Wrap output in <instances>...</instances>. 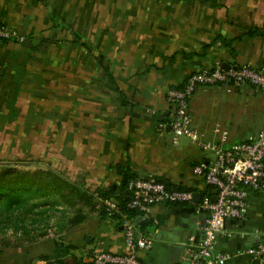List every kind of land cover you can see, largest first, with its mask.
Segmentation results:
<instances>
[{
  "label": "crops",
  "instance_id": "0c3cea01",
  "mask_svg": "<svg viewBox=\"0 0 264 264\" xmlns=\"http://www.w3.org/2000/svg\"><path fill=\"white\" fill-rule=\"evenodd\" d=\"M85 1L0 0V21L25 37L22 44L0 41V130L6 114L19 120L45 114L48 106V167L82 188L115 189L121 178L112 167L127 163L137 178H163L200 197L209 194L193 173L208 155L187 137L173 146L169 131H157V118L168 121L165 93L192 72L217 63L264 71V37L245 35L264 26V0H127L147 6L134 5L93 24V57H81L69 73L67 58L54 56L63 55L55 39L75 33L84 40L69 28V9L77 3L72 18L84 29ZM188 108L192 127L223 147L264 129V91L248 84L198 87ZM84 215L66 239L48 240L45 252L6 249L0 264H37L42 256L72 263L84 255L125 253L116 221ZM205 219L197 204L150 207L135 218L137 232L153 240L138 259L180 264L182 244L201 237ZM224 228L231 237L215 246L228 257L224 264H264L244 254L264 244V189L250 192L244 218L226 221Z\"/></svg>",
  "mask_w": 264,
  "mask_h": 264
},
{
  "label": "built area",
  "instance_id": "2783aa9c",
  "mask_svg": "<svg viewBox=\"0 0 264 264\" xmlns=\"http://www.w3.org/2000/svg\"><path fill=\"white\" fill-rule=\"evenodd\" d=\"M0 41L22 44L25 37L0 21ZM244 84L264 91V71L248 66H230L228 70H223L217 63L211 68L190 73L182 84L168 88L165 93L170 112L167 122H157V131L163 133L169 127L173 146L178 145L181 137H187L197 150L208 155L206 160L193 168V173L207 187L213 188L212 195L204 194L197 204L206 213L201 237L195 239L191 236L182 244L180 264H224L228 257L216 251L215 246L219 238L231 237V233L224 228L226 221L242 220L248 194L264 189V129L241 143L223 147L220 142L207 140L203 132L191 125L188 106L198 87ZM127 190L130 196L125 210L114 198L98 200L94 206L97 215L103 212L107 219L121 226L126 251L118 255L95 254L92 257L94 264H143L137 254L150 251L153 240L137 232L135 218L129 213L144 214L158 204L196 205L192 202L193 192L170 191L149 178L130 180ZM244 254L252 259L264 260V244L249 247Z\"/></svg>",
  "mask_w": 264,
  "mask_h": 264
},
{
  "label": "rangeland",
  "instance_id": "374dc122",
  "mask_svg": "<svg viewBox=\"0 0 264 264\" xmlns=\"http://www.w3.org/2000/svg\"><path fill=\"white\" fill-rule=\"evenodd\" d=\"M76 4L70 3L73 7L69 9V28L83 34L84 40L73 35L67 37V34L64 38L55 39L59 42L58 45L62 44L60 47L63 48V55L55 54L54 56L67 58L69 73H75L81 57L88 59L93 57L90 43L93 24L107 23L110 15H115L116 11L130 9L134 5L147 6V3H132L127 0L115 2L86 0L83 3L85 15L83 29V27L77 28L76 19L72 18ZM78 4L80 7L82 3ZM47 112L20 115L19 120H14L12 115H5L4 127L0 130V163L15 164L18 169L29 171L37 167H48ZM79 207L87 216L96 214L89 206L79 205ZM72 215V210L54 204L48 205L46 210L37 208L19 216L15 214L10 218L11 225H8L5 216L0 214V252L3 253L6 249L24 251L33 247L45 252V249H48V240L66 239L72 229L68 228V220ZM15 221H18L17 226L14 225Z\"/></svg>",
  "mask_w": 264,
  "mask_h": 264
},
{
  "label": "trees",
  "instance_id": "16d2710c",
  "mask_svg": "<svg viewBox=\"0 0 264 264\" xmlns=\"http://www.w3.org/2000/svg\"><path fill=\"white\" fill-rule=\"evenodd\" d=\"M74 35L77 36L75 33ZM245 35L264 37V26L249 28ZM120 97L123 99L121 95ZM112 168L121 178L119 186L115 189L110 187L105 191H89L49 167H37L29 171L18 169L15 164L0 163V214L4 215L8 225H11L10 218L15 214L19 216L37 208L46 210L48 205L59 204L73 211V215L68 220V228H74L86 219L79 205L89 206L94 211V206L98 200L114 198L119 201L120 208L125 210L130 196L127 183L138 178L131 173L127 163L115 165ZM152 180L161 183L170 191L186 190L193 192L190 189L175 186L163 178H153ZM208 188L211 191L209 192L210 195H212L213 188ZM166 205L170 207L188 206V204L179 203H167ZM98 215L106 218L103 212ZM129 215L136 218L138 213L132 212ZM17 222L15 221V226H17ZM38 260L44 261L45 264H94L93 258L89 255L75 258L72 263L49 260L46 256L39 257Z\"/></svg>",
  "mask_w": 264,
  "mask_h": 264
},
{
  "label": "water",
  "instance_id": "95a60500",
  "mask_svg": "<svg viewBox=\"0 0 264 264\" xmlns=\"http://www.w3.org/2000/svg\"><path fill=\"white\" fill-rule=\"evenodd\" d=\"M221 68H222L223 70H228V69L230 68V65H228V64H226V63H222V64H221ZM157 121H162V119L157 118ZM166 130L169 131V127H167ZM200 198H201V197H200V194H198V193H194V194H193V197H192V202H193L194 204H198L199 201H200Z\"/></svg>",
  "mask_w": 264,
  "mask_h": 264
}]
</instances>
